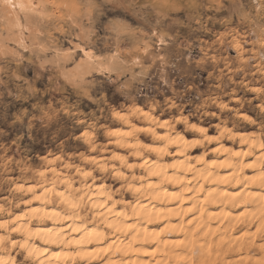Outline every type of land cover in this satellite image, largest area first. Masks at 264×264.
Masks as SVG:
<instances>
[{
    "label": "rangeland",
    "instance_id": "1",
    "mask_svg": "<svg viewBox=\"0 0 264 264\" xmlns=\"http://www.w3.org/2000/svg\"><path fill=\"white\" fill-rule=\"evenodd\" d=\"M23 3L15 11L0 0V203L6 208L21 207L14 188L35 181L44 157L60 155L58 166L74 168L90 149L111 155L105 131L118 127L115 112L139 106L162 119L223 120L248 129L234 117L239 111L264 130L258 108L264 106V0ZM13 19L18 28L9 27ZM96 177L115 190L121 185L111 173Z\"/></svg>",
    "mask_w": 264,
    "mask_h": 264
},
{
    "label": "bare ground",
    "instance_id": "2",
    "mask_svg": "<svg viewBox=\"0 0 264 264\" xmlns=\"http://www.w3.org/2000/svg\"><path fill=\"white\" fill-rule=\"evenodd\" d=\"M234 117L249 128L135 106L113 114L111 155L90 149L74 168L42 157L35 181L14 188L21 207L0 203V264H264V130Z\"/></svg>",
    "mask_w": 264,
    "mask_h": 264
}]
</instances>
